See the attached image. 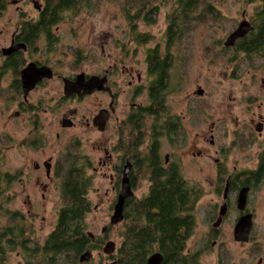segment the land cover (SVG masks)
I'll return each instance as SVG.
<instances>
[{"label": "flooded vegetation", "instance_id": "obj_1", "mask_svg": "<svg viewBox=\"0 0 264 264\" xmlns=\"http://www.w3.org/2000/svg\"><path fill=\"white\" fill-rule=\"evenodd\" d=\"M28 1L31 2L36 11V15L33 18L29 17L27 12L21 11L23 10L22 5ZM175 5L176 8L184 11L185 15H189L186 12L190 10L189 3L186 0H177ZM199 5L207 8L211 7V5L205 3V0H199ZM255 5L247 16L242 13V21L245 20L249 26L248 33L244 37L238 38L232 46L224 45L228 36L242 22L240 21L225 39L219 41V49L223 53L232 51L234 54L233 58H237L239 55L246 58L264 56V46L260 45V48H262L258 52L253 51L255 41H259V43L264 41V0H255ZM9 6H15L19 15V19L11 23L3 20ZM43 10L44 4L41 0H0V21L3 20V24L0 26V103L3 106L15 104L16 110L13 114L15 118H23L27 124L35 127V131L31 134L28 132V134L34 135L31 147L37 148L43 144V139L40 138L41 133L38 131L41 128V122H43L41 117L43 101L39 99L33 103L31 101L33 94L52 83L57 84L59 87L62 85V93H59L58 97L56 96L58 98L57 103L49 106L48 109H42V111L47 110V113H50V115L61 111L69 103L82 102L89 97L101 95V101L94 104V108H91L89 111L79 112L77 108L67 110L68 112L62 115L60 127H58L60 130H68L79 126L80 128H84L88 133L100 136L102 142L98 145V148L102 149L105 158L98 161L99 168L107 167L112 162L114 163L113 155L115 152L118 153V164L114 168L115 185L112 188V191L116 194L111 207L112 214L117 197L122 189L125 168L129 166L127 179L131 195L124 201L122 221L116 224L121 229L118 233L119 235L122 232V228H124V215L125 213L128 214L130 203L139 201L149 194L151 183L149 175L144 172L147 165H144L142 159L151 156L150 161L156 163L163 170L178 169L183 180L189 186H195L187 181L182 171L186 166L187 160L188 162L198 161L208 156L207 152L203 149H198V151L186 155L181 153V147L179 146L187 142L188 135L184 129L182 117L170 115L166 102L167 92L174 89L172 84H170V71L174 62L178 59L177 53H171L172 46L184 38L183 34L186 32L184 30L188 26V21H183V23L181 21V25L175 28L172 27L173 23L168 21L167 17L168 25L164 29V35L160 41H157L151 48L146 49L141 61L139 49L146 46L152 37L146 32L139 31L138 23L143 22L140 19L134 21L126 20V29L119 36L122 44L119 46L114 58H109L110 54L108 53L105 66L100 70H94L90 73L80 70L79 65L76 64L77 66L74 65L75 67L71 68L72 71L63 76L59 71L61 63L57 57V44L59 41L55 34L57 25L61 23V20L53 23L48 29H44L43 31L36 29L35 26L42 23L40 16ZM171 15H173V12ZM175 15L177 14L175 13ZM144 25L149 26V24L145 23ZM174 32H176L177 36H172ZM107 38L110 37L108 36ZM243 43H247L249 52L237 51L238 47ZM181 53V59L184 62L185 47ZM76 58L78 57L76 56ZM158 62L166 66L165 73L159 72L156 69ZM142 65H144L143 68ZM27 67H30L33 72L47 69L51 76L37 81L32 89L25 93L22 73ZM254 69L249 68L247 71L249 83L246 84L245 94L241 96L236 95L232 99L230 131L228 132L230 135L229 145L222 147L214 139L213 128H215V125L210 126L213 128H210L208 140L205 138V135H196V140L201 139L200 142L213 148L215 155L212 159L214 178L210 180V183L222 197L221 205H217V216L214 222L211 223L208 231V237L210 240L212 239L211 246L215 247V249L218 248L215 264H236L237 262L234 260L232 253H230L229 257L224 254L223 251H227V248L221 240V234H223L222 226L231 212L233 214L231 232L233 245L236 248H243L246 258L252 260L254 264H264V242L260 240V236H258L255 230L256 216L254 211L256 195L263 193L262 197L264 198V76L262 74L258 76L254 72ZM79 78L84 82H88L91 78H97L103 81V85L101 89H94L91 94L79 95V93L83 92L82 90L79 93L65 94V82L74 84ZM258 81L259 83H257ZM157 86H159L158 89L164 95V107L165 113L168 112L167 115L159 113L157 107L154 106L152 93L157 90H155ZM198 91L202 90L199 89ZM100 114L101 117H99ZM200 114L206 116L205 110H202ZM60 134V132H57L56 137L58 138ZM109 135H113L117 140L114 141ZM141 138L142 143L136 151L128 148L129 144L135 143L136 139L140 140ZM77 140L79 139L73 140L71 142L72 145L73 143L76 146L77 143L80 144ZM163 142L168 143L169 152L163 151ZM28 144L30 145V142ZM66 146L61 149V152L66 153ZM61 152H58L55 158L49 157L47 160H44L42 166L38 163H35L33 166L37 174L35 182L40 186L42 191H46L48 185L43 184L39 180L40 175L44 172L46 179H51V177L56 175L57 160ZM137 154L139 157H137ZM145 156L146 158H144ZM85 157L91 168V160L87 156ZM228 161H230L229 164ZM94 171L97 172L98 170L94 168ZM140 181L147 182L146 193L136 196V189ZM243 189L247 190V194L244 207L240 209L238 207V197ZM261 189L263 190L261 191ZM41 197L44 199V194ZM222 206H225V212L219 224L214 226L217 223ZM112 214L109 216L110 218ZM248 216L251 220L248 239L245 242L237 241L235 239V228L242 218ZM110 218L109 225L101 228V234L93 235L86 230V235L90 242L95 244L93 250H87L91 252V255L92 252L99 253L100 250L105 254L103 252L104 247L107 243L113 242L107 236L108 232L115 226L110 223ZM119 239L118 246L113 242L115 244L114 252L110 255L105 254L108 258L107 264L114 263L111 257L120 246L122 239L121 237ZM155 253L162 256L159 252L152 254ZM185 253L196 255V264H198L199 252H190L188 242ZM87 262L81 263L87 264ZM162 262L163 256L160 264Z\"/></svg>", "mask_w": 264, "mask_h": 264}, {"label": "rangeland", "instance_id": "obj_2", "mask_svg": "<svg viewBox=\"0 0 264 264\" xmlns=\"http://www.w3.org/2000/svg\"><path fill=\"white\" fill-rule=\"evenodd\" d=\"M176 1L155 0L151 4L157 9L153 14V24L146 26L143 22L138 23L139 31L146 32L152 37L146 46L139 49L141 61L146 49L151 48L164 35V29L168 25L167 17L172 12L176 13L177 9L180 10L176 8ZM89 3V6L81 8L74 16L66 14L61 23L57 25L55 32L59 41L57 57L61 61L59 71L63 76L72 71L71 68L76 64L79 65L80 70L90 73L105 66L108 53L109 58H114L122 44L119 36L126 29L125 10L130 3L134 2L130 0H89ZM205 3L211 7L206 9L199 5L194 12L189 13L187 17H192L193 21L188 22L189 26L184 30L186 31L183 34L184 38L172 46L171 53H177L178 59L170 71V84L174 89L167 92L166 102L170 115L182 117L184 129L188 135L187 142L179 146L181 153L186 155L203 149L208 154L205 158L194 160L196 162L187 160L182 172L188 182L198 186L201 190V198L194 210L196 225L188 241V249L192 253L199 252L198 264H215L218 248L211 246L212 239H209L208 231L217 216V205H221L222 197L210 183V180L214 178L213 148L200 142L201 139L196 140V135H205L208 140L210 128H213L210 126L215 125L214 133L212 132L215 135L214 139L222 147L229 145L228 132L230 131L232 99L236 95L245 94L246 84L249 83L247 73L249 68H255L254 72L258 76L261 74L264 76V56L246 58L239 55L233 58L232 51L223 53L219 49V41L225 39L242 21V13L246 16L251 13L256 6L255 0H205ZM144 6L149 8L148 4ZM22 9L21 11L27 12L31 18L36 15L30 1L22 5ZM129 12L130 15L136 14V9L132 8ZM17 19L19 15L15 6H9L3 20L11 23ZM2 21H0V26L3 24ZM108 36L110 38H107ZM184 47L183 62L181 51ZM199 89L203 91L202 96L197 95ZM59 93H62V85L59 87L52 83L32 96L33 103L39 99L43 101L41 108L43 122L38 130L41 133L40 138L43 139V144L37 148H32L28 144L34 136L29 135L28 132L31 134L35 131V127L27 124L23 118H15L13 115L16 110L15 104L3 106L0 103V167L13 177L4 193L9 201L7 208L25 215L32 229L29 237L39 242H42L55 226L57 212L61 205L60 179L56 175L51 179H46L44 172L41 173L39 180L48 185V189L42 191L35 182L37 174L33 166L35 163L42 166L44 160L49 157L55 158L66 145L67 152L74 145L71 143L73 140L79 139L77 141L80 144L77 143V150H80L92 162L88 171L93 176V185L88 193L91 201V212L86 218L88 233L101 234V228L109 225L112 203L116 198L112 188L115 185L114 168L118 164V153L115 152L113 155L114 163L99 168L98 161L105 158L102 149L98 148L102 138L97 134L88 133L79 126L68 130L59 128L63 114L75 108L79 109V112L89 111L94 108V104L101 101V95L89 97L82 102L69 103L53 115L47 113V110L42 111L57 103ZM200 110H205L206 116L200 114ZM57 132L61 133L58 138L56 137ZM109 136L114 141L117 140L113 135ZM163 144V151L169 152L168 143L163 142ZM61 155L64 156L65 152H61ZM94 168L98 171H94ZM146 189L147 182L140 181L136 196L145 194ZM42 194H44V199L41 197ZM262 194L256 195L254 211L255 230L260 240L264 242V198ZM232 216L231 212L222 226L221 240L227 248V251L223 252L228 257L232 253L234 255L232 257L237 261L236 264H254L252 260L246 258L243 248H236L233 245ZM119 231L120 227L115 225L107 235L117 246L120 242ZM107 259V256L100 250L99 253L92 252L87 264H107ZM23 263L21 250L15 251L11 256L10 264Z\"/></svg>", "mask_w": 264, "mask_h": 264}, {"label": "trees", "instance_id": "obj_3", "mask_svg": "<svg viewBox=\"0 0 264 264\" xmlns=\"http://www.w3.org/2000/svg\"><path fill=\"white\" fill-rule=\"evenodd\" d=\"M154 1L130 0L134 3L127 6L126 19H140L145 24H153V14L157 10L156 6L151 5ZM41 2L44 4L40 16L42 23L35 26L41 31L62 20L66 14L74 16L77 11L90 4L89 0ZM186 2L189 3L190 10L186 11L188 13L194 12L199 4V0ZM145 4H148L149 8L144 6ZM132 8L136 9V14L130 15ZM175 12L178 16L175 13L168 16V21L173 23L172 27H178L181 21H193V18H188L181 9ZM175 21L177 22L174 23ZM172 36H177L176 32L172 33ZM254 45L253 51L258 52L264 46V41H255ZM247 46V43H243L237 51L249 52ZM156 69L166 72V66L160 62ZM158 87L152 93V100L159 113L167 115L164 95ZM141 143L142 138L136 139L128 148L136 151ZM30 145L32 146V140ZM81 154L77 146L73 145L57 160L56 176L60 179L61 205L55 226L42 242L31 240L29 237L32 229L25 215L7 208L9 201L4 193L13 177L0 167V264H10L11 256L17 250H21L23 254V264H84L80 262V256L87 250H93L95 244H92L86 235V218L91 212L88 193L93 185V176L88 173L90 165L87 158ZM150 160L151 156L142 159L144 165H147L144 172L149 175L151 183L149 194L130 203L128 214L124 215V228L118 235L122 241L111 257L113 264H146L147 258L154 252L162 254V264H196L197 256L186 254L185 249L194 232V210L201 198V190L197 186H189L178 169L163 170Z\"/></svg>", "mask_w": 264, "mask_h": 264}, {"label": "water", "instance_id": "obj_4", "mask_svg": "<svg viewBox=\"0 0 264 264\" xmlns=\"http://www.w3.org/2000/svg\"><path fill=\"white\" fill-rule=\"evenodd\" d=\"M249 31L248 23L243 20L237 27V29L231 33V35L228 36V38L225 40L224 45L225 46H232L234 42L238 38L244 37ZM51 74L48 72L47 69L38 70L36 72H33L30 67H27L23 73H22V82L24 84L25 93L28 90H31L34 84L43 79V78H49ZM103 85L102 80H98L97 78H91L88 82H84L81 80V78L78 79V81L74 84H71L69 82H65V94L70 93H79L80 90H82V93H79V95L83 94H91L94 89H101V86ZM198 95H202V91H198ZM101 117V114L100 116ZM129 166H126L124 171V179L122 184V189L117 197L116 203L114 205L113 214L110 218V223L112 225H116L122 221V210L124 201L127 197L131 195L130 193V187L127 179V170ZM247 190L243 189L238 197V207L242 209L244 207L245 198ZM225 194V193H224ZM225 212V206H222L219 217L217 219V223L214 226H217ZM251 227V220L248 217L242 218L238 225L235 228V239L237 241H247L248 234ZM115 244L113 242H109L106 244V246L103 249V252L107 255H110L114 252ZM91 259V252L87 251L80 257V262H86ZM162 261V256L158 253L152 254L147 259V264H160Z\"/></svg>", "mask_w": 264, "mask_h": 264}]
</instances>
